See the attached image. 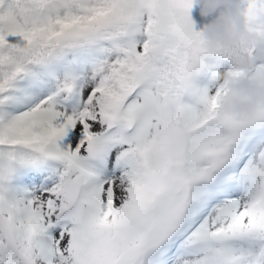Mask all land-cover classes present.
Here are the masks:
<instances>
[{
  "label": "snow or ice",
  "instance_id": "6c2138e0",
  "mask_svg": "<svg viewBox=\"0 0 264 264\" xmlns=\"http://www.w3.org/2000/svg\"><path fill=\"white\" fill-rule=\"evenodd\" d=\"M194 5L0 0V264H264V105L217 107L264 73V0L250 48Z\"/></svg>",
  "mask_w": 264,
  "mask_h": 264
},
{
  "label": "clouds",
  "instance_id": "9594fccd",
  "mask_svg": "<svg viewBox=\"0 0 264 264\" xmlns=\"http://www.w3.org/2000/svg\"><path fill=\"white\" fill-rule=\"evenodd\" d=\"M200 17L207 21L202 28V40L209 48L221 46L234 49L255 47L259 37L245 28L240 0H195ZM232 63L248 71L253 67L250 56L238 52L232 56ZM223 93L218 100L219 111L241 120L249 116L259 104L264 105V73L260 79H244L221 75Z\"/></svg>",
  "mask_w": 264,
  "mask_h": 264
},
{
  "label": "trees",
  "instance_id": "16d2710c",
  "mask_svg": "<svg viewBox=\"0 0 264 264\" xmlns=\"http://www.w3.org/2000/svg\"><path fill=\"white\" fill-rule=\"evenodd\" d=\"M199 29H200V27H199Z\"/></svg>",
  "mask_w": 264,
  "mask_h": 264
}]
</instances>
